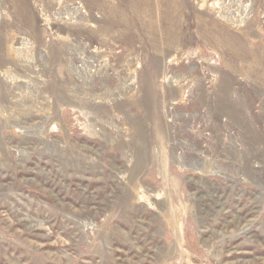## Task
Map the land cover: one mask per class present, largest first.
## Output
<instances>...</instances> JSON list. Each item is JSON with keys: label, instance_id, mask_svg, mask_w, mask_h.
I'll use <instances>...</instances> for the list:
<instances>
[{"label": "rangeland", "instance_id": "rangeland-1", "mask_svg": "<svg viewBox=\"0 0 264 264\" xmlns=\"http://www.w3.org/2000/svg\"><path fill=\"white\" fill-rule=\"evenodd\" d=\"M0 264H264V0H0Z\"/></svg>", "mask_w": 264, "mask_h": 264}]
</instances>
